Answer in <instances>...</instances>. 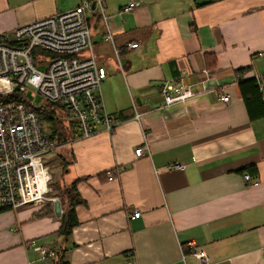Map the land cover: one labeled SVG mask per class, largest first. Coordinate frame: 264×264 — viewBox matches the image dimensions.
<instances>
[{"label": "crops", "instance_id": "1", "mask_svg": "<svg viewBox=\"0 0 264 264\" xmlns=\"http://www.w3.org/2000/svg\"><path fill=\"white\" fill-rule=\"evenodd\" d=\"M83 1L0 0V36ZM104 1L107 23L92 13L90 25L115 128L79 138L72 116L56 109L67 141L54 159L62 184L77 182L79 224L68 241L58 234L62 196L61 215L53 201L1 210L0 264H45L32 240L66 247L70 264H264V115L252 117L237 74H264V0ZM166 81L197 94L165 107ZM145 139L151 155L137 156ZM250 166L258 181L244 179Z\"/></svg>", "mask_w": 264, "mask_h": 264}, {"label": "built area", "instance_id": "2", "mask_svg": "<svg viewBox=\"0 0 264 264\" xmlns=\"http://www.w3.org/2000/svg\"><path fill=\"white\" fill-rule=\"evenodd\" d=\"M135 6L132 2L124 10L129 12ZM92 13L107 23L104 0H84L74 8L0 36V211L60 201L59 196H50L53 173L46 159L58 146L57 140L48 136L42 113L23 100L11 99L12 95L25 94L30 87L33 96L41 94L47 102L59 104L74 119L79 138L91 136L100 127L109 132L115 128L102 94V83L108 73L96 57L90 25ZM106 39L114 42L109 27ZM137 46L138 43L130 44ZM116 54L120 60L117 50ZM254 77L264 89V74ZM160 90L165 107L185 103L197 94L191 86L176 81L164 82ZM218 98L224 103L231 100L227 93L219 94ZM136 117H140L137 111ZM135 152L137 156L151 155L147 139ZM170 166L185 167L181 163ZM121 171V168L108 170V179L116 178ZM244 179L256 180L249 172ZM140 214L136 210L130 217L134 219ZM28 245L45 264H53L57 258L56 248L46 243L32 240ZM189 246L194 256L208 260L207 253L198 249L196 243ZM182 251L185 254L183 246ZM130 264H136L134 258Z\"/></svg>", "mask_w": 264, "mask_h": 264}, {"label": "trees", "instance_id": "3", "mask_svg": "<svg viewBox=\"0 0 264 264\" xmlns=\"http://www.w3.org/2000/svg\"><path fill=\"white\" fill-rule=\"evenodd\" d=\"M249 68H241L237 70V74L239 77V85L242 90V94L244 96V100L246 101L247 107L250 110L252 117L264 115V103L262 98V93L260 91V85L257 83L255 77L244 78L243 73ZM18 98L27 103L29 107H33L38 109L43 116V120L50 125L52 128V132L48 134L51 139L57 140V145L63 144L67 141V137L65 134V129L62 126V121L58 117L56 109L58 107L62 108L59 104H53L47 102L45 106L35 107L32 105L31 101L28 99L26 93L18 94L15 93L10 97ZM255 177L257 180L259 177V170L255 166H250L244 169ZM258 181V180H257ZM77 182H73L69 185L65 184L62 187H58L57 189L53 187V191L51 196H59L68 201L69 207L66 208L62 217V224L58 231V234L66 239L70 238L73 233V229L79 224L78 218L76 216V205L83 202L79 198L78 191L76 189ZM54 194V195H53ZM57 258L53 260V264H70L67 255V248H60L57 251Z\"/></svg>", "mask_w": 264, "mask_h": 264}, {"label": "rangeland", "instance_id": "4", "mask_svg": "<svg viewBox=\"0 0 264 264\" xmlns=\"http://www.w3.org/2000/svg\"><path fill=\"white\" fill-rule=\"evenodd\" d=\"M81 54H85V53L83 52ZM26 95H27L28 99L31 101L32 105H34L35 107L45 106L47 104L46 99L41 94H38L37 96H33L32 95V88H30V87H28V91L26 92ZM62 112H63V110H61V114H63ZM66 114H67V116H69V113L67 111H66ZM67 116L63 115L64 122H65V125L67 127H70L71 126L70 120H69V118H67ZM48 127L49 126L46 124V128H48ZM61 146L62 145H59L54 150V152H50L46 158L47 163L50 165L52 173H53V180L50 183V185L52 186V190H53V187H55L57 189L58 187L63 185L61 177L59 176L60 167L57 164V161H55V159H54L55 156L58 154V151L62 148ZM55 173H56V175H55Z\"/></svg>", "mask_w": 264, "mask_h": 264}, {"label": "water", "instance_id": "5", "mask_svg": "<svg viewBox=\"0 0 264 264\" xmlns=\"http://www.w3.org/2000/svg\"><path fill=\"white\" fill-rule=\"evenodd\" d=\"M94 7H95V4L93 3L92 8H94ZM41 68H43V66H41ZM55 211H56L57 215H61V213H62L61 203L58 200L55 202Z\"/></svg>", "mask_w": 264, "mask_h": 264}]
</instances>
